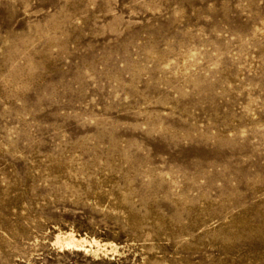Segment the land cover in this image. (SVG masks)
Wrapping results in <instances>:
<instances>
[{
  "label": "rangeland",
  "instance_id": "374dc122",
  "mask_svg": "<svg viewBox=\"0 0 264 264\" xmlns=\"http://www.w3.org/2000/svg\"><path fill=\"white\" fill-rule=\"evenodd\" d=\"M0 264H264V0H0Z\"/></svg>",
  "mask_w": 264,
  "mask_h": 264
},
{
  "label": "bare ground",
  "instance_id": "6f19581e",
  "mask_svg": "<svg viewBox=\"0 0 264 264\" xmlns=\"http://www.w3.org/2000/svg\"><path fill=\"white\" fill-rule=\"evenodd\" d=\"M66 245H75V246H78V242L74 239V238H71L67 243Z\"/></svg>",
  "mask_w": 264,
  "mask_h": 264
}]
</instances>
